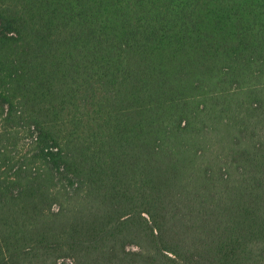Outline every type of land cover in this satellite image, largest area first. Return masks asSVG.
<instances>
[{
  "label": "trees",
  "instance_id": "obj_1",
  "mask_svg": "<svg viewBox=\"0 0 264 264\" xmlns=\"http://www.w3.org/2000/svg\"><path fill=\"white\" fill-rule=\"evenodd\" d=\"M0 264H264V0H0Z\"/></svg>",
  "mask_w": 264,
  "mask_h": 264
},
{
  "label": "rangeland",
  "instance_id": "obj_2",
  "mask_svg": "<svg viewBox=\"0 0 264 264\" xmlns=\"http://www.w3.org/2000/svg\"><path fill=\"white\" fill-rule=\"evenodd\" d=\"M26 140H24V141H22V142H20L19 144H18V150H21V152H25L26 150H27V145H26Z\"/></svg>",
  "mask_w": 264,
  "mask_h": 264
}]
</instances>
